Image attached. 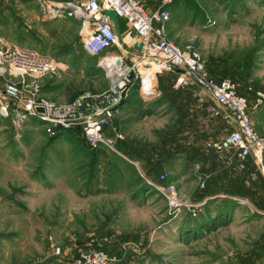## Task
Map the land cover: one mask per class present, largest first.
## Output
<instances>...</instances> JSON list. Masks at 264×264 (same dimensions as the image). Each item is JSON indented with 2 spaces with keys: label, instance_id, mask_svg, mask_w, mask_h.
<instances>
[{
  "label": "rangeland",
  "instance_id": "374dc122",
  "mask_svg": "<svg viewBox=\"0 0 264 264\" xmlns=\"http://www.w3.org/2000/svg\"><path fill=\"white\" fill-rule=\"evenodd\" d=\"M40 1L0 0L1 47H29L64 63L38 83V97L65 103L73 93L109 90L105 67L114 61L100 60L120 46L84 50L80 22L43 17ZM140 1L145 9L161 3ZM167 6L168 37L182 47L193 43L214 78L237 80L246 95L249 88L264 90V0H171ZM5 66L1 96L12 78ZM163 72L142 93L136 79L93 148L80 127L51 133L37 116H19L24 90L6 99L0 242L8 248L0 264H74L73 250L84 243L108 250L113 264H264V180L252 181L206 146L232 128L209 114L210 92L190 81L174 87L175 75ZM253 117L264 128V107ZM170 186L178 205L166 197Z\"/></svg>",
  "mask_w": 264,
  "mask_h": 264
},
{
  "label": "built area",
  "instance_id": "2783aa9c",
  "mask_svg": "<svg viewBox=\"0 0 264 264\" xmlns=\"http://www.w3.org/2000/svg\"><path fill=\"white\" fill-rule=\"evenodd\" d=\"M170 2L171 0H161L159 7L147 11L140 0H41L40 10L43 17L74 18L80 22L79 36L84 50L93 53L121 44L133 47L135 43H141V51H136L129 64L120 55H105L101 58L100 63L113 58L116 64L111 73L105 68L106 76L111 79L109 90L97 94L84 92L71 102L57 103L38 97L37 88L44 78L53 77L63 70L64 63L29 47L0 46V75L5 72V65H8L9 74L14 78L6 81L3 96L0 95V117L10 116L11 109L6 99L19 98L24 90L25 96L20 98V108L19 111L16 110L19 116H37L46 122L48 132L55 127H80L93 148L104 141L102 123L119 112L120 94L129 82V74L133 72L138 82H141V76L149 70L158 74L171 70L170 66H174L184 69L186 73H193L207 86L205 90L210 92L215 101L214 105L208 107L210 115L224 118L232 127L226 135L208 141L206 146L218 155H227L229 162L235 163L239 170L246 169L247 161L251 159L256 170L264 177V131L258 134L249 116V109L256 111L264 107V90L249 88L253 92L250 104L248 98L239 93V83L229 78L216 81L209 77L205 63L193 43L182 47L168 39L164 23L170 19V13L165 8ZM104 9H112L117 18L125 19L130 30L117 36L112 21L104 14ZM154 23H159V26ZM117 67L118 72H115ZM188 81L193 83L188 74H178L174 87ZM140 90L139 84L138 91ZM82 105L83 109L80 108ZM111 105L116 107L108 110ZM104 111L107 118L96 121L95 117ZM165 176L161 174L160 179ZM253 177L256 178V175ZM201 186L204 187V183ZM170 188V194L166 195L169 203L180 204L175 190H172V186ZM60 252L61 249L55 247L54 253ZM73 253L74 264H113L116 259L114 255H109L91 243L77 245Z\"/></svg>",
  "mask_w": 264,
  "mask_h": 264
},
{
  "label": "crops",
  "instance_id": "0c3cea01",
  "mask_svg": "<svg viewBox=\"0 0 264 264\" xmlns=\"http://www.w3.org/2000/svg\"><path fill=\"white\" fill-rule=\"evenodd\" d=\"M161 2V1H160ZM146 3V2H145ZM151 4H145L144 6L146 7V10L147 11H153L154 9H156L157 7H159L160 6V3H158V5L156 6V7H151L150 6ZM165 8H167V10L169 11V7L166 5L165 6ZM170 13V12H169ZM66 19V18H65ZM68 19H73V20H75V21H77V22H79L77 19H74V18H68ZM170 20V19H169ZM117 23H118V27H119V30H120V34H124L125 32H127L128 30H130L129 29V27H128V25H127V23H126V21H125V19H123V18H117ZM167 23H168V21L166 22V23H164V28H165V31H166V29H167ZM154 25L155 26H159V23H154ZM166 35H167V32H166ZM167 37H168V35H167ZM168 39H170L169 37H168ZM138 40V38H136V41ZM171 40V39H170ZM172 41V40H171ZM120 48V50H119V52H116V53H112V54H110V53H108L107 55H120V56H122L123 57V59H124V62L125 63H127V64H129L130 62H131V60H132V58H133V56L136 54V50L134 51V49H133V47H129V46H127V45H125V44H121V46L119 47ZM126 49H128L129 50V52H127L126 53ZM132 57V58H131ZM130 58H131V60H130ZM169 72H171V71H169ZM171 74H174L175 75V78L177 77L176 76V73L175 72H171ZM180 74V73H179ZM174 78V79H175ZM194 83V82H193ZM195 84V83H194ZM197 87H199V88H202V87H200V86H198V85H196ZM203 89V88H202ZM244 96H246L247 98H248V101H249V103L251 104V102H252V100H253V92H249V95H244ZM126 104V102H124L123 103V105L121 104L120 105V109H121V107H124V105ZM210 106V105H209ZM208 106V107H209ZM209 112V111H208ZM210 114V113H209ZM253 114H254V111H252V110H250L249 109V116H250V119H251V121H252V125H253V128H254V130L258 133V134H262L263 133V131H264V128H260V127H258V123L255 121V120H253ZM212 116V115H211ZM214 117V116H213ZM108 121V120H107ZM223 137V136H222ZM218 139H220V138H218ZM212 140H216V139H212ZM251 160V159H250ZM252 161V160H251ZM25 204H26V201H25ZM7 245L6 244H3L2 245V242H0V257H2L1 256V254H2V251H4V252H6L7 251V248L8 247H6ZM31 259V258H30ZM38 261V260H37Z\"/></svg>",
  "mask_w": 264,
  "mask_h": 264
},
{
  "label": "water",
  "instance_id": "95a60500",
  "mask_svg": "<svg viewBox=\"0 0 264 264\" xmlns=\"http://www.w3.org/2000/svg\"><path fill=\"white\" fill-rule=\"evenodd\" d=\"M104 14L106 15V17L109 20L112 21L117 36H120V30H119V27H118L117 16H116L115 12L112 9H104ZM141 48H142V44L141 43H135L133 45V49L136 50V51H141ZM170 69L175 71V72H177V73H180V74H188L190 76L191 80L196 85L202 87L203 89H207V86L204 83H202L193 73H186V71L184 69H180V68H177V67H174V66H170ZM128 79H129V82L127 83L125 89L120 94V97H121L120 98V102H122L124 100L127 90L132 85H134V83L136 81L135 74L133 72H131L129 74V76H128ZM114 107H116V105H111L108 108V110H112ZM80 108L83 109L84 105H82ZM38 110L42 111L41 108H38ZM106 118H107V114H106V111H104L102 114L96 116L95 120L96 121H102V120H105Z\"/></svg>",
  "mask_w": 264,
  "mask_h": 264
},
{
  "label": "trees",
  "instance_id": "16d2710c",
  "mask_svg": "<svg viewBox=\"0 0 264 264\" xmlns=\"http://www.w3.org/2000/svg\"><path fill=\"white\" fill-rule=\"evenodd\" d=\"M205 68H206V71H207V73H208V75H209V77L210 78H212V79H214V80H216V81H220V80H222V79H224L225 77H222V78H214L209 72H208V69H207V67H206V65H205ZM168 71H171L172 73L173 72H175V71H173V70H168ZM166 72V71H165ZM164 73V72H163ZM176 73V76H178V74L179 73H177V72H175ZM230 79V78H229ZM231 80H233V81H235V82H237V83H239L237 80H235V79H231ZM194 84V83H193ZM196 85V84H195ZM253 89H255V88H253ZM239 93L240 94H242V95H246L244 92H242V86L240 85V83H239ZM79 94L80 93H73V94H71V96L68 98V101L67 102H71L73 99H75L77 96H79ZM222 118V117H221ZM224 119V118H223ZM105 130V123L103 122L102 123V131H104ZM226 135V134H225ZM210 150H212V149H210ZM213 151V150H212ZM214 152V151H213ZM215 153V152H214ZM216 154V153H215ZM218 155V154H217ZM252 164H254L250 159H248V161H247V164H246V169H244V170H242V171H247L248 172V177L250 178V179H252V181H254V182H256V181H259L260 179L261 180H264V177L259 173V171H257L256 170V168L255 167H253V165ZM236 166V165H235ZM237 167V166H236ZM161 175V174H160ZM253 175H256V178H254L253 177ZM158 181H161V180H158ZM207 189V188H206ZM207 192H205L204 194H206ZM208 195V194H207ZM205 196V195H204ZM203 198V197H202ZM206 206V205H205ZM204 207V206H203ZM202 207V208H203ZM202 229H204V227H202ZM92 245H94V244H92ZM95 247H97V248H99V249H101V250H103V251H105L106 253H108L109 255H111V256H113L112 255V253H110L108 250H106V249H104L103 247H100L99 245L97 246V245H94Z\"/></svg>",
  "mask_w": 264,
  "mask_h": 264
},
{
  "label": "bare ground",
  "instance_id": "6f19581e",
  "mask_svg": "<svg viewBox=\"0 0 264 264\" xmlns=\"http://www.w3.org/2000/svg\"><path fill=\"white\" fill-rule=\"evenodd\" d=\"M115 65H116L115 63H108L105 68H107V71H109V73H111L112 70L114 69ZM115 72H118V67L115 69ZM155 73H156L155 71L149 70L148 73H145L143 76H141L143 78V80L141 81V84H140V89H141L140 91L141 92H144L145 90H147V88L149 86L153 85V83L155 82V76H156ZM123 103H124V100L122 102H120L118 104V106H120L121 104L123 105Z\"/></svg>",
  "mask_w": 264,
  "mask_h": 264
}]
</instances>
